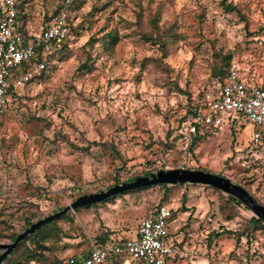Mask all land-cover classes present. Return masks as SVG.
<instances>
[{"label": "rangeland", "instance_id": "obj_1", "mask_svg": "<svg viewBox=\"0 0 264 264\" xmlns=\"http://www.w3.org/2000/svg\"><path fill=\"white\" fill-rule=\"evenodd\" d=\"M21 1L19 20L31 33L63 2ZM73 3L68 46L0 114L1 242L28 219L161 169L220 174L264 205V154L250 143L252 122L232 114L224 130L208 126L191 142L184 138L227 57L264 82V0ZM161 204L176 216L169 241L177 252L167 264H264V228L249 224L254 213L202 184L141 187L70 210L54 224L60 231L50 230V258L69 245L74 255L85 253L103 234L136 238L140 220ZM213 230L233 234L210 242Z\"/></svg>", "mask_w": 264, "mask_h": 264}, {"label": "built area", "instance_id": "obj_2", "mask_svg": "<svg viewBox=\"0 0 264 264\" xmlns=\"http://www.w3.org/2000/svg\"><path fill=\"white\" fill-rule=\"evenodd\" d=\"M73 0H63L40 31L26 40L19 20L18 0H0V114L8 106L9 86L19 89L32 81L36 73L46 71L52 58L60 52L70 37L69 7ZM28 67L15 76L13 71ZM205 106L192 116L184 138L191 142L199 128H225L230 115H242L255 125L251 142L264 149V82L240 73L236 63L229 68L224 84L208 90ZM173 207L158 205L138 224L137 237L101 246L94 242L87 256H67L54 264H105L110 255L120 264H167L177 252L170 243ZM1 242V241H0Z\"/></svg>", "mask_w": 264, "mask_h": 264}, {"label": "water", "instance_id": "obj_3", "mask_svg": "<svg viewBox=\"0 0 264 264\" xmlns=\"http://www.w3.org/2000/svg\"><path fill=\"white\" fill-rule=\"evenodd\" d=\"M158 184H202L219 189L227 195L238 199L242 204L247 206L255 216L264 220V205L259 203L246 188L235 183L228 177L203 169H161L156 173L138 176L132 180L115 184L105 190L81 195L61 210L55 211L38 219L23 231L19 232L14 241L0 242V264H4L5 260L18 247L22 240L36 232L47 222L61 217L68 211L101 202L115 194Z\"/></svg>", "mask_w": 264, "mask_h": 264}, {"label": "trees", "instance_id": "obj_4", "mask_svg": "<svg viewBox=\"0 0 264 264\" xmlns=\"http://www.w3.org/2000/svg\"><path fill=\"white\" fill-rule=\"evenodd\" d=\"M60 5L61 4H59L57 6L55 12L57 11V9L59 8ZM17 7H18L19 19H20L21 18V14H25V7L23 6V3H22L21 0H18V6ZM227 7L229 9H232V10L235 9V7L231 3L228 4ZM73 12H74V3L72 1L71 5L69 7V22H70L71 32L73 31V27H74L72 25V20H71V15L73 14ZM51 15H49V18L51 17ZM49 18L47 19V21L49 20ZM46 22L44 24H46ZM22 26H23V31H24L26 40L28 41L29 39L32 38L33 33H31L28 29H26L24 24H22ZM70 35H71V33H70ZM69 39H70V37L68 38V40L66 41V43L64 44V46L60 50V52L63 51L68 46ZM230 58H231L230 56L227 57V62L222 67H220L218 69V71L214 70V75L215 76H219V80H215V83H216L215 87L218 84H224L226 82V80L228 78L229 68H230V65L232 64V60L230 61ZM27 69H28V67H23L20 70L13 71V73H14L15 76H18L21 72H23V71H25ZM36 74H38V73H36ZM36 74L34 75L33 79H35ZM15 91H16V89L12 85H10L9 86V100H10V96L12 94H15ZM205 93L202 94V99H201V102H200L202 105L199 104V105H196L194 107L193 112H192V116L194 114H196L202 107H204L206 105L205 101H204ZM8 103H9V101H8ZM240 116H242V115H240ZM201 129L202 128L198 129V131L194 135V137L197 136V134L200 132ZM250 143L252 144L251 141H250ZM254 148L262 151L263 154H264V149H261L258 146H254ZM119 182H120L119 180H116L109 187H112L113 185H115V184H117ZM158 185L163 186V187H167L170 184H158ZM153 186H157V185H152V186H147V187H142V188H148V187H153ZM229 198L231 200L237 202V203H241L238 199H236V198H234L232 196H229ZM186 199H187L186 195H183L182 200H183L184 206H185V203L187 201ZM69 212L70 211H68L66 214L62 215L61 217H59L57 219H54L52 221L47 222L41 228H39L36 232L32 233L31 235L26 237L24 240H22L21 243L18 245V247L5 260L4 264H22L21 260H23V259H21V258H24V256H25V258L27 260V264H54L55 262L60 261L61 259L53 260V258L52 259L50 258V254L49 253L51 252V249H52L51 246L49 245V241H50L49 239H51V235H52L50 230H52L54 228L53 231H52L54 234L57 233L58 231H60V228L55 227L54 224L60 218L66 217L69 214ZM175 218H176L175 212L173 211L171 219L174 220ZM32 223L33 222L30 219L27 220L28 226L31 225ZM249 224H252L253 226L258 227V228H264V220L262 218H260V217H257V216L252 217L249 220ZM17 234L18 233H15L14 235H11L10 237H6V239H10V241L12 242V241L15 240ZM224 234L232 235L233 231H231V230H223V231L219 232L217 230H213V231H211L209 233V236H208L209 241L211 242L212 240H215L217 237H220L221 235H224ZM0 236H2V235H0ZM2 237H5V236H2ZM64 237H67V236L64 235ZM110 237L111 236H109L107 234L100 235V236L97 237L99 239V241H95L94 243L97 244V245L106 246L108 244V242L110 241ZM58 238H60V236H58ZM0 241H2V240H0ZM26 242L32 243L35 246L36 250L34 251V250H31V249L25 247L26 246L25 245ZM51 242H52V240H51ZM21 249H24L23 253L22 252L20 253ZM19 253L21 255L18 257ZM88 253H89V250L86 251L85 253H81V254L76 255V256L81 259V258L87 256ZM51 260H53V261H51ZM109 260H114L116 263H120V258L116 257L115 255H110L108 257L107 261H109Z\"/></svg>", "mask_w": 264, "mask_h": 264}, {"label": "crops", "instance_id": "obj_5", "mask_svg": "<svg viewBox=\"0 0 264 264\" xmlns=\"http://www.w3.org/2000/svg\"><path fill=\"white\" fill-rule=\"evenodd\" d=\"M176 218L174 219L173 223L175 222ZM172 223V224H173ZM128 238H120L118 235H111L110 237V241L108 242L107 245H111L113 242H117V241H120V240H126ZM59 249V247L57 248V250ZM91 249V248H90ZM89 249V250H90ZM83 252V251H82ZM74 254H76V251L74 249L73 246L69 245L66 249L62 250V251H59L58 252V256L60 259L64 258V257H67V256H74ZM80 254V253H79ZM78 254V255H79ZM107 263V262H106ZM105 263V264H106ZM120 263H121V259H120Z\"/></svg>", "mask_w": 264, "mask_h": 264}]
</instances>
